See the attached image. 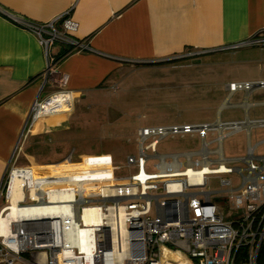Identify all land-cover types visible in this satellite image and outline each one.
<instances>
[{"label": "built area", "instance_id": "2783aa9c", "mask_svg": "<svg viewBox=\"0 0 264 264\" xmlns=\"http://www.w3.org/2000/svg\"><path fill=\"white\" fill-rule=\"evenodd\" d=\"M18 25L44 49L46 80L62 58L90 50L75 38L79 25L69 12ZM57 45L66 51L55 53ZM244 46L264 47V35L231 48ZM253 88H264V81L228 85L231 92ZM51 102L34 103L32 122L58 112ZM242 125L141 128L125 177H114L116 168L101 155L90 165L68 158L45 168L11 166L0 183V264H264V156L250 145L239 158L222 149ZM196 132L199 150H157L168 135ZM208 132L216 133L210 142ZM208 176L220 177V190H203ZM214 194L229 199L237 219L224 218Z\"/></svg>", "mask_w": 264, "mask_h": 264}, {"label": "crops", "instance_id": "0c3cea01", "mask_svg": "<svg viewBox=\"0 0 264 264\" xmlns=\"http://www.w3.org/2000/svg\"><path fill=\"white\" fill-rule=\"evenodd\" d=\"M67 12L79 25L75 38L90 50L62 58L46 80L44 49L18 22L46 23ZM260 35L264 0H0V183L13 165L84 162L83 154L75 158V150L68 151L71 142L64 138L79 103L100 100L113 86L172 58L235 55L239 48L232 46ZM53 50L62 54L66 48ZM225 89L227 97L211 123L243 124L239 131L246 132L257 155L264 140L252 145L250 139L252 130H264V88ZM235 95L240 99L229 104ZM46 98L58 112L32 122L34 103ZM225 108L242 113L222 120L219 112Z\"/></svg>", "mask_w": 264, "mask_h": 264}, {"label": "rangeland", "instance_id": "374dc122", "mask_svg": "<svg viewBox=\"0 0 264 264\" xmlns=\"http://www.w3.org/2000/svg\"><path fill=\"white\" fill-rule=\"evenodd\" d=\"M235 52V55L229 54L227 58L217 55L172 58L164 62L160 69L150 73L141 71L133 75L130 81L113 86L109 94L100 100L79 103L71 116L70 130L64 134L65 140L71 142L68 151L75 150V158L83 154L87 165L92 160L89 156L106 157V167L116 168L114 177L127 176L126 158L138 153L139 129L210 124L217 117L220 102L227 97L226 85L264 79V48L243 47ZM215 61L216 64H213ZM132 82L135 84L130 85ZM238 95L229 99V104L236 103L240 99ZM219 113L225 120L242 111L225 108ZM64 114L67 116V113ZM245 134V131H239L224 139L222 149L225 157L246 155L248 143ZM215 136L216 133L212 136L208 132L207 142ZM261 140H264V130H252L251 144ZM215 147V144L211 145L212 149ZM200 148L201 135L198 132L183 136L168 135L157 146L162 154ZM256 153L257 156H264V144L259 146ZM219 178L208 176L203 190H220ZM232 179L237 181L236 178ZM212 202L226 220L238 218L225 195H212Z\"/></svg>", "mask_w": 264, "mask_h": 264}, {"label": "bare ground", "instance_id": "6f19581e", "mask_svg": "<svg viewBox=\"0 0 264 264\" xmlns=\"http://www.w3.org/2000/svg\"><path fill=\"white\" fill-rule=\"evenodd\" d=\"M86 215H88V212H86ZM178 256V255H177Z\"/></svg>", "mask_w": 264, "mask_h": 264}]
</instances>
